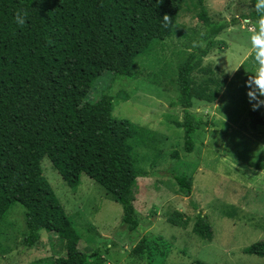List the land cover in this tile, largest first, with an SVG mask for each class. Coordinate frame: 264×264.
<instances>
[{
    "label": "trees",
    "instance_id": "obj_1",
    "mask_svg": "<svg viewBox=\"0 0 264 264\" xmlns=\"http://www.w3.org/2000/svg\"><path fill=\"white\" fill-rule=\"evenodd\" d=\"M197 21L203 27L204 47H193L176 66L173 98L169 105L181 110L183 151L193 150V136L200 127L212 123L191 113L192 100L211 103L223 87L220 68L201 69L200 59L212 47V41L237 21H212L196 0ZM185 0H0V221L13 205L23 210L21 247L38 246L40 231L55 235L64 256L52 264H103L95 252H81L78 235L42 176L40 162L46 158L52 170L71 191L85 176L106 192L121 209L120 226L136 233L131 196L135 179L146 173L134 169L129 141H141L150 132L137 128L126 119L111 117V94H101L95 102L85 101L93 82L104 72L114 77H132L134 59L148 53L171 32L177 12ZM251 11L242 20L257 16ZM19 9L28 12L27 23L14 22ZM167 14L172 23L162 27ZM205 74L196 84L192 74ZM217 73L218 75H214ZM222 76V77H221ZM248 126H264V117L247 110ZM174 158L177 153H173ZM262 167H259L261 169ZM177 193L189 197L191 179L172 175ZM193 204V203H192ZM194 205V204H193ZM195 207V206H194ZM168 222L184 225L178 213ZM191 233L210 242L209 223L199 214ZM146 248L142 236L133 248L136 254ZM245 255L264 257V240L242 249ZM193 264H207L200 260Z\"/></svg>",
    "mask_w": 264,
    "mask_h": 264
},
{
    "label": "rangeland",
    "instance_id": "obj_2",
    "mask_svg": "<svg viewBox=\"0 0 264 264\" xmlns=\"http://www.w3.org/2000/svg\"><path fill=\"white\" fill-rule=\"evenodd\" d=\"M203 7L212 21L237 23L220 32L200 59L201 69L220 68L224 85L211 103L192 100L191 113L212 127L195 132L190 153H184L182 130L176 127L181 110L169 102L176 66L203 32L196 0H185L170 34L134 59L132 77L104 72L84 99L95 102L101 94H111V117L151 133L129 141L134 169L147 175L135 179L131 193L136 233L120 226L119 204L93 181L81 176L80 185L71 191L46 158L40 162L42 176L78 235V249L95 251L103 264H264V257L242 253L244 247L264 240V126H248L251 105L245 82L257 66L250 47L252 25L240 18L251 7L249 0H205ZM205 76L197 70L192 80L198 84ZM257 112L264 117V107ZM180 174L191 179L189 197L177 193L172 175ZM174 212L186 220L184 225L168 222ZM198 214L211 227L210 242L191 233ZM22 233L23 210L13 205L0 221V264H52L64 256L55 235L40 231L38 246L24 250ZM142 236L146 248L136 254L133 248Z\"/></svg>",
    "mask_w": 264,
    "mask_h": 264
},
{
    "label": "clouds",
    "instance_id": "obj_3",
    "mask_svg": "<svg viewBox=\"0 0 264 264\" xmlns=\"http://www.w3.org/2000/svg\"><path fill=\"white\" fill-rule=\"evenodd\" d=\"M256 13V20L252 21L249 18L246 23L252 25L250 31V47L251 52L254 53V60L256 62L255 75H249L245 82V87L248 89L246 96L251 105L252 111H257L264 107V0H255L253 5ZM28 12L25 9H19L14 14V22L17 26L23 27L27 23ZM162 27L167 28L172 19L167 15L162 17ZM203 36V33H201ZM205 41H193V47H204Z\"/></svg>",
    "mask_w": 264,
    "mask_h": 264
}]
</instances>
